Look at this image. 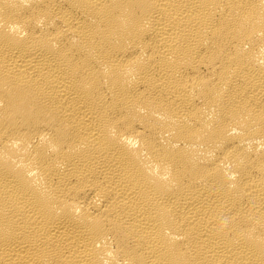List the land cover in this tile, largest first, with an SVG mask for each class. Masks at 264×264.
I'll use <instances>...</instances> for the list:
<instances>
[{
	"label": "bare ground",
	"instance_id": "1",
	"mask_svg": "<svg viewBox=\"0 0 264 264\" xmlns=\"http://www.w3.org/2000/svg\"><path fill=\"white\" fill-rule=\"evenodd\" d=\"M0 264H264V0H0Z\"/></svg>",
	"mask_w": 264,
	"mask_h": 264
}]
</instances>
